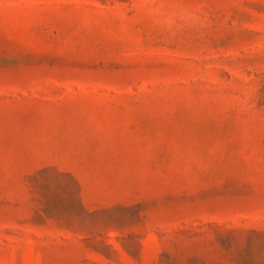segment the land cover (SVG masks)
Here are the masks:
<instances>
[{
    "label": "rangeland",
    "instance_id": "rangeland-1",
    "mask_svg": "<svg viewBox=\"0 0 264 264\" xmlns=\"http://www.w3.org/2000/svg\"><path fill=\"white\" fill-rule=\"evenodd\" d=\"M0 264H264V0H0Z\"/></svg>",
    "mask_w": 264,
    "mask_h": 264
}]
</instances>
